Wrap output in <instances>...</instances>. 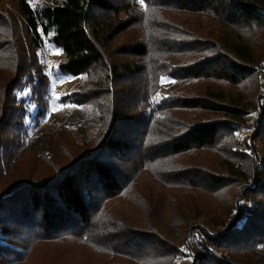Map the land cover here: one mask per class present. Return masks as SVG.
I'll return each mask as SVG.
<instances>
[{
  "label": "trees",
  "instance_id": "trees-1",
  "mask_svg": "<svg viewBox=\"0 0 264 264\" xmlns=\"http://www.w3.org/2000/svg\"><path fill=\"white\" fill-rule=\"evenodd\" d=\"M11 1L35 51L43 37L49 49L59 52L55 74L81 79L78 91L61 103L97 108L95 90H103L109 100L100 104L101 114L88 119L95 126L88 139L65 143L63 129L50 139L35 138L38 173L47 175H37L35 166L0 195V264H20L34 242L62 238L79 240L110 259L136 260L126 252L144 255L158 246L176 253L157 237L155 226L124 225L125 219L104 208L127 193L140 172L162 186L167 181L189 190L183 200L175 199L178 223L173 228L180 232L190 220L208 214L198 211L192 190L227 199L226 220L208 219L207 229L215 234H204L196 264H264V91L255 98L259 84L253 68L264 53V0ZM191 20L197 25L194 33L186 30ZM133 29L140 36L113 48ZM17 33L16 24L0 14V149L12 150L14 161L15 152L24 150L23 141L40 133L35 128L46 114L50 85L49 77L34 69L37 56L32 63L23 57ZM119 56L126 60H114ZM138 77L147 82L144 87L139 83L140 90L122 88ZM162 78L173 83L162 87ZM23 84L30 89L24 98L18 97ZM125 103L134 110L126 112ZM256 108L258 129L250 140L258 165L246 145L238 156L231 144ZM27 116L29 125L23 120ZM14 117L22 121L13 122ZM9 128L17 133L11 142L5 138ZM201 150L224 157L232 152L234 162L222 160L226 176L208 173L199 163L177 173L168 170L171 159ZM238 185L241 202L235 200ZM142 198L136 194L140 213H156Z\"/></svg>",
  "mask_w": 264,
  "mask_h": 264
},
{
  "label": "rangeland",
  "instance_id": "rangeland-1",
  "mask_svg": "<svg viewBox=\"0 0 264 264\" xmlns=\"http://www.w3.org/2000/svg\"><path fill=\"white\" fill-rule=\"evenodd\" d=\"M27 1L34 5L43 3V0ZM0 14L10 18L16 24V28L18 30L17 35L20 39V51L23 54V57H25L28 62L32 63L33 59H35L34 56L36 55L38 58V60L36 59V65L34 67L36 73H44L50 79L47 111L46 114L40 118L35 128L36 132L41 133V135L38 137L50 139L57 130L63 129V131H66L67 134L63 139L65 143L76 142L75 140L88 139L95 129L93 123L89 122L88 119L90 117L92 119L93 115L97 116L98 111L101 114L102 107L100 104L106 103L109 100V98H104L107 96L106 93L103 90H95V92L98 93L100 97V100L97 101L96 104L97 108L91 105L77 106L72 103H61L60 99L63 96H69L71 93L78 91L81 79L70 77L65 78L61 77L60 75H56L53 71V68L55 67V64H57V56L59 52L56 51V49H49L48 46L47 49L50 51L48 58L50 67L46 68L44 66L41 49L39 51H35V49L31 46L30 39L25 33L23 21L17 13L15 4L11 0H0ZM196 26L197 25L193 23V20L189 21L186 28L187 32L194 33L195 30H192L191 28ZM138 36H140V31L133 29L129 34H127V36L122 37L119 41H117L113 45V48L120 47L121 44H127L130 40H134ZM261 57L262 59L258 67H253L256 70L255 78L259 84V90L255 94V98H258L259 95L264 93V53ZM114 60L123 62L126 59H123L119 56L114 57ZM142 79L143 78L141 77H138V79L135 80L128 79L126 80L128 83H123L125 86L122 88L128 89L135 86L140 90L139 83H141L143 87L147 84V82L142 81ZM117 83L119 84L120 82L117 81ZM172 83L173 81L164 80V82L162 83L161 81L159 85L167 88ZM29 92V87L23 84V89L20 91V95L18 97L24 98L25 96H29ZM158 93V95L161 96L160 98L163 99L166 97L165 93L161 90H159ZM125 104L126 107L124 110L126 112L134 110L135 106H133V104ZM137 105L139 106V103ZM257 108L248 118L246 123L247 127L244 132L232 135L231 139V144L236 146L233 147V151L238 154V156H241L242 154L239 153V150L245 148L243 145H246L249 149L248 154L251 155L252 162L253 159L255 160V163L258 162L257 155L252 152L253 144L250 139L258 129L257 118L259 113L257 112ZM28 111L32 112L33 109L31 108ZM183 117L185 120L190 118V116L187 114H183ZM19 119L20 120H18L17 117H14L13 122L22 121V118ZM23 120H25L28 125L31 122L29 116ZM16 137L17 133L13 131V128H9L5 131V138L9 142L13 141V139L15 140ZM37 142L38 141L35 142L32 140V142L29 143L27 142V139H25L23 141L24 150L21 153L15 152L17 157L15 161L14 156L12 155V150L5 152L4 148L3 150L0 149V195L3 194L5 189L12 182H15L16 180L21 181L19 180L21 175L25 174L26 172L29 173L30 170L35 171L33 169L35 166L37 175H47V172L38 173V166L36 164V159L39 157ZM231 153V151H226L224 155L227 159H230L234 162V157L230 156ZM65 154L66 150L64 151V155ZM222 154V152L212 150L193 151L189 154L171 159L169 162L171 167L168 170L172 173H177V170H180L182 166L183 169H188V167H193L194 169L198 168L197 164L199 163L201 166L206 167L204 169L207 170L208 173H215L217 176H226V169L222 165V160H224L225 157ZM246 154L247 153L245 152V155ZM235 160L237 161L236 158ZM237 164L238 163L235 162L234 165L237 166ZM256 165H258V163H256ZM263 170L264 169L262 168V171ZM207 171L202 170V172ZM262 171L260 174H262ZM191 177L193 178L194 175ZM246 185H249L248 188L252 187L253 184L251 179L248 180ZM238 188H240V193L238 196H236V202L240 201L242 196L241 185H238ZM187 191L189 190H186L183 187L178 188L177 184H171L167 181L166 185L162 186L156 181L155 178H152L148 172H140L137 175V179L134 182L133 187L130 188L127 193H124L123 195L106 202L104 205L106 210L112 213L114 212L125 219L124 225L134 226L137 224L141 226L148 222L152 226H155L154 228L157 237L167 240L176 250V253L169 254L168 251L162 252L161 246H158L153 249V252L146 253L144 255H135L136 253L132 251L126 252L136 260L120 258L118 256H112L110 259L109 255L107 256L102 252L100 253L98 249L90 245H86L79 240H77L79 243L78 244L75 241L76 239L72 241L69 238H62L52 243L41 241L34 242L31 248L28 250L25 260L20 264H102L105 259L110 260V264H170V262L173 264H196L198 261V256L203 254V250L199 249V246L203 240L204 234H209V236H214L215 234L214 230L210 229V231H208V219L213 220L215 216H219V221L226 220L222 214V211L224 210L223 205H226L227 203V199L223 196L220 199L206 197L201 191L192 190L191 192H193L195 197L194 205L199 209L198 211L203 212L204 216L207 213L208 214L206 218L202 215L200 217L194 218V220H190L187 223L186 229H183L180 232L173 228L174 225L178 223V216H174L173 212L178 209L175 199L181 198L183 200V194ZM136 194H139L140 197H144L141 200H148L151 202V204L156 207V213H154L155 211H152L151 214L147 216H145L143 213H140L139 207L135 205ZM150 196L151 198L149 199ZM198 211H196V213H200ZM193 213H195V211ZM217 229L219 228L217 227ZM217 229L215 230L217 231ZM144 232L148 233V230L144 228ZM123 240L124 238L121 242H123ZM129 241H131V239H129ZM112 247L115 250H118L119 245H112ZM208 251H210V249H208Z\"/></svg>",
  "mask_w": 264,
  "mask_h": 264
},
{
  "label": "built area",
  "instance_id": "built-area-1",
  "mask_svg": "<svg viewBox=\"0 0 264 264\" xmlns=\"http://www.w3.org/2000/svg\"><path fill=\"white\" fill-rule=\"evenodd\" d=\"M41 42H42L41 52L43 54L42 59L44 60V66L46 68H49L50 64H49L48 58L50 55V51L47 49V45H46L45 39L43 37L41 39ZM37 135H41V134L40 133H32V135H29L27 138V142L31 143L32 140L34 141V139L37 137Z\"/></svg>",
  "mask_w": 264,
  "mask_h": 264
},
{
  "label": "snow or ice",
  "instance_id": "snow-or-ice-1",
  "mask_svg": "<svg viewBox=\"0 0 264 264\" xmlns=\"http://www.w3.org/2000/svg\"><path fill=\"white\" fill-rule=\"evenodd\" d=\"M164 82L163 78H162V83Z\"/></svg>",
  "mask_w": 264,
  "mask_h": 264
}]
</instances>
